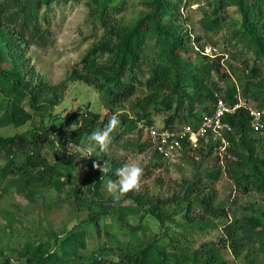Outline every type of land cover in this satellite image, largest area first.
<instances>
[{
    "label": "trees",
    "instance_id": "1",
    "mask_svg": "<svg viewBox=\"0 0 264 264\" xmlns=\"http://www.w3.org/2000/svg\"><path fill=\"white\" fill-rule=\"evenodd\" d=\"M61 1L0 0V82H3L2 90L8 96L6 103L4 100L0 101V109L3 110L0 126H21L32 119V114L21 106L24 98H28V105L37 113L43 108L52 110L63 101L69 82L64 81L58 85L45 82L34 70L27 68L24 49V45L44 47L50 42L52 33L50 27L44 26L40 19L41 7ZM208 1L212 11L206 12L202 20L204 29L212 32L225 28L229 17H221L219 14L227 6L235 5L236 11L228 15L233 20L231 23L238 24V27L233 26L234 34L228 36L226 44L239 41L254 52L258 62L264 61V0ZM184 3L185 0H147L144 5L149 12L143 14L134 26H127L112 15L117 9L115 0H92L89 4L91 15L104 29V35L84 57L82 66L73 70L69 80H80L94 86L112 106H122L136 94V70L146 61L150 62L149 91L130 106L136 120L129 119L127 113L119 116L120 125L114 130L119 131L118 137L120 134L134 131L137 121H146L151 125L154 112L169 115L164 124L166 127L185 124L197 126L203 115L213 112L216 94L219 93L228 104H235L238 101L236 97L240 94L250 106L264 109V78L249 81L245 90L235 85L223 89L216 82L212 83L211 72L216 69L214 65L208 63L199 68H192L187 59L183 58V55L188 56L193 51L189 43L190 35L184 34L182 30L181 9ZM42 18L46 19L47 16L44 14ZM151 54L155 59L150 57ZM103 55H108V58L99 63L98 59ZM4 63L11 64L12 68L3 69ZM25 72L30 73L32 80L24 79ZM255 72L257 71L253 68V78L257 77ZM129 75L132 78L128 82L125 78ZM221 79L223 80V77ZM208 84L214 85L215 88H209ZM190 85L196 88L194 94L183 90ZM203 91H206V94ZM13 96L17 97V104L9 102ZM205 100L211 105H206L198 113L197 105L205 104ZM182 110L188 112L184 116L187 122L180 123L178 119ZM78 115L76 112L68 114L64 119L67 130H62L59 135L52 137L54 158L51 161L41 155L40 148L41 141L51 138L49 133L41 135L33 132L29 136L17 134L12 137H0V154H4L8 159L2 177H19L22 185L17 191L20 194L34 198L44 190L62 191L66 183L61 179L78 165L82 170V182L72 186L67 197H75L80 206L88 208L87 218L79 223L84 226L82 229H71L62 239L53 234L57 247L52 249L54 251L51 247L45 248L43 243L33 247L27 242L25 249L18 253L17 260L0 254V264H12L13 260L15 264H227L223 260L222 249L212 247L204 250L206 246H203L202 249L191 252L186 243L173 238L166 231L160 236L146 238L141 235L145 229L142 222L132 225L122 217H117L123 225L122 231L119 232L128 239L110 240L109 244L105 245L99 243L100 253L94 251L90 256L81 255L79 250L88 245V227L101 226L108 229L109 226L105 219L109 218L110 213L101 211L88 196L103 201L101 187L105 179H117L115 170L123 164L106 152L98 156L94 154L84 157L83 153L74 151V146L84 144L83 141L99 122L98 114ZM109 118L106 116L103 119L101 129L108 123ZM226 120L234 128V134L230 136L232 147L229 154L232 158L239 159V162L226 160L225 170L243 194L255 190L264 195V145L262 144L263 156H260L258 147L262 141L253 137L249 112L241 108L234 115L227 116ZM122 130L125 132H121ZM262 133L264 128L257 134ZM212 147L209 145L207 150L201 149L199 152L204 157L206 154L210 156L213 153ZM20 157H23L24 161L19 166L16 160ZM156 160L162 163L158 154ZM104 164L109 171H101ZM206 187L199 179L188 184L181 196L174 194L165 200H154L149 193H140L135 189L123 193V196L144 209L141 219L153 216L162 226L167 225V220H171L169 227L179 224H174L171 214L160 210L161 205L172 203L184 212L186 224L180 225L185 230L214 229L220 222L219 226L225 232L221 238L223 248L228 247L235 258H240L245 244L240 243L239 233L245 228L264 231V211L259 216L255 213L244 215L241 219L231 222L228 210L216 204V193H205ZM194 205L199 207V212L193 210ZM250 254L249 251L245 255L246 264H256L254 259H250Z\"/></svg>",
    "mask_w": 264,
    "mask_h": 264
},
{
    "label": "rangeland",
    "instance_id": "2",
    "mask_svg": "<svg viewBox=\"0 0 264 264\" xmlns=\"http://www.w3.org/2000/svg\"><path fill=\"white\" fill-rule=\"evenodd\" d=\"M147 0H115L117 9L113 11V16L127 26L136 25L139 18L149 12L144 5ZM92 0H62L60 3H51L41 7V17L44 26H49L51 30L50 42L44 47L36 45H24L27 68L34 70L45 82L51 85H58L68 81V88L65 92L63 101L56 105L54 109L43 108L37 113L30 108L27 99H23L21 106L32 114V119L25 125L15 126L13 124L0 126V137H12L17 134L31 135L33 132L41 135L51 134V138L41 141V155L48 159L54 158V143L52 137L62 130H67L64 119L68 114H98L99 122L94 128L101 129V122L106 116L113 114L121 116L128 114L129 119L136 120L134 112L130 106L145 93L149 91L148 82L150 80V65L146 61L141 68L136 70V79L134 80L137 90L135 96L122 106H112L102 94L94 87L80 80H69L75 68L82 66V60L97 44L104 35V29L96 23L91 15L89 4ZM208 0H185L181 9V22L183 33L190 35V46L192 50L187 59L192 68H199L203 64H212L216 67L211 72L212 83H215L223 89L232 85L245 90L249 81H256L264 78V61L258 62L253 51L243 46L239 41H233L226 44L228 36L234 34L233 26L238 24L231 23L233 20L228 14H233L237 7L235 5L227 6L219 15L229 17L228 25L217 31L207 32L202 24L206 12H211L212 7ZM249 2V0H248ZM251 2V0H250ZM47 18L43 19V15ZM47 20V21H46ZM46 21V23H45ZM6 55V54H5ZM155 59L153 54L150 55ZM108 55H103L98 62H104ZM2 68L10 70L11 64L4 63ZM1 68V69H2ZM26 68V69H27ZM255 68L257 77H252V70ZM261 68V69H259ZM26 69H23L25 71ZM219 71V72H218ZM251 76V78H250ZM27 81L32 80L31 75L25 72L23 75ZM223 77V80L221 79ZM131 75L126 76L125 80L130 81ZM1 81V79H0ZM37 81V79H36ZM35 81V83H36ZM255 81V80H254ZM3 82H0V101L6 103V93L2 90ZM192 84V82L190 83ZM213 88L211 84L207 85ZM215 88V87H214ZM188 94H194L196 88L193 85L183 89ZM206 94V91H203ZM205 96V95H204ZM4 98V99H2ZM9 100L17 104V97L13 96ZM176 103H174L175 105ZM210 106L208 100L205 104H198L197 112H201L205 106ZM173 113V112H172ZM3 110L0 109V117ZM188 114L187 110H182L178 121L185 122L184 116ZM168 114L153 113L151 125H164L168 119ZM187 122V121H186ZM136 129L127 134H120L119 131L112 133V142L104 151L110 156L116 158L124 164L129 160H138L143 168V174L139 187L135 188L140 193H149L154 200H165L171 198L174 194L182 195L186 186L193 181L202 180V184L207 186L205 193L215 192L217 195V205L225 207L229 212L230 221L241 219L244 215H255L264 211V195L255 190L248 194L242 191L230 179L227 170L219 162L215 154L206 157L199 152L200 160L192 158L185 163V166L168 167L156 160V154L150 148L146 129L150 124L146 121H137ZM121 132H125L122 130ZM120 132V133H121ZM254 138L261 139L259 145V155L263 156L262 144L264 145V133L253 134ZM88 140L85 139L83 143ZM231 162H239L230 155L227 159ZM23 157L16 160L20 166L23 163ZM228 161V162H229ZM8 165V159L4 154H0V254L10 256L17 260L20 250L25 249L27 242L33 247L39 244H45V248L55 247V237L63 238L71 229H82L81 223L87 218L88 212L85 206H80L75 197L68 198L71 187L79 185L82 182V170L77 165L74 170L65 174L61 179L66 183L62 191L50 189L41 191L34 198H28L20 194L17 190L22 185L21 179L17 176L2 177V172ZM112 177L105 179L101 187L103 201L96 197L88 196L90 201L95 203L101 211H108L110 216L105 219L109 225L107 228L89 226L88 245L81 249L80 254L90 256L94 251L100 253L99 243L109 244L110 240L125 238L122 231V224L117 217H122L132 225H138L140 222L144 225V232L141 235L150 237L162 235L167 232L175 239H180L186 243L188 249L204 250L215 247L222 249V257L227 264H246L245 255L250 251V259H254L256 264H264V231H255L251 228H245L239 233L240 243L245 244L240 258H235L232 250L221 242L224 236V230L219 226L217 228L205 231L185 230L181 224H186L184 212L176 207L175 203L167 206L161 205L160 210L172 215L175 226H162L160 221L153 216L141 219L144 215V209L137 207L134 202L126 199L123 194L119 200H113L112 195L108 193L106 183ZM195 199V198H194ZM195 212H199L197 205L193 206ZM118 211L119 213H116ZM231 221V222H232ZM171 224V225H174ZM169 227V230H167ZM180 235L182 237H180ZM124 236V237H123ZM185 237L187 241H184ZM229 245V244H228ZM52 250V251H54ZM0 255V256H2ZM17 263V262H16ZM21 264V263H20Z\"/></svg>",
    "mask_w": 264,
    "mask_h": 264
},
{
    "label": "built area",
    "instance_id": "3",
    "mask_svg": "<svg viewBox=\"0 0 264 264\" xmlns=\"http://www.w3.org/2000/svg\"><path fill=\"white\" fill-rule=\"evenodd\" d=\"M236 98L238 101L235 104H228L222 94H216L213 112L203 115L197 126H148L146 134L150 148L161 157L164 165L179 167L185 166L191 158L200 160L199 150H207L208 146L212 145L213 154L224 166L225 161L230 158V136L234 134V128L226 120L227 116L234 115L244 108L250 114L253 133L257 134L264 128V109L250 106L240 94Z\"/></svg>",
    "mask_w": 264,
    "mask_h": 264
},
{
    "label": "clouds",
    "instance_id": "4",
    "mask_svg": "<svg viewBox=\"0 0 264 264\" xmlns=\"http://www.w3.org/2000/svg\"><path fill=\"white\" fill-rule=\"evenodd\" d=\"M118 125H120V119L118 115L113 114L102 129L92 131L89 134L86 143L74 146V151L83 153L84 157H91L94 154L97 156L100 155V153L106 151L111 144L113 139L112 133L117 129ZM97 148H99V151H97ZM105 164L101 169L102 172L109 171V169L105 167ZM142 174L143 168L139 161L129 160L115 170V175L117 177L115 181L112 179L107 181L106 187L108 193L112 195L113 200H119L121 194L139 187ZM12 264H15V260H13Z\"/></svg>",
    "mask_w": 264,
    "mask_h": 264
}]
</instances>
